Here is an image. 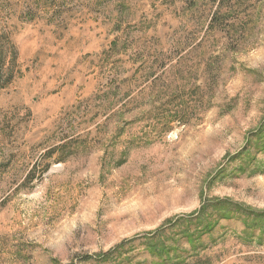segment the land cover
I'll use <instances>...</instances> for the list:
<instances>
[{
	"label": "rangeland",
	"instance_id": "obj_1",
	"mask_svg": "<svg viewBox=\"0 0 264 264\" xmlns=\"http://www.w3.org/2000/svg\"><path fill=\"white\" fill-rule=\"evenodd\" d=\"M0 264H264V0H0Z\"/></svg>",
	"mask_w": 264,
	"mask_h": 264
}]
</instances>
